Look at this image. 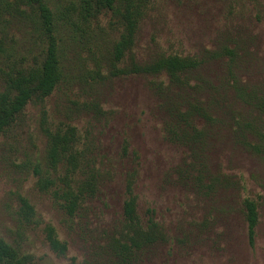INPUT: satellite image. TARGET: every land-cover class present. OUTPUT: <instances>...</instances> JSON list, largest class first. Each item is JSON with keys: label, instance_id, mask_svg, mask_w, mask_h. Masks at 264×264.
Segmentation results:
<instances>
[{"label": "rangeland", "instance_id": "1", "mask_svg": "<svg viewBox=\"0 0 264 264\" xmlns=\"http://www.w3.org/2000/svg\"><path fill=\"white\" fill-rule=\"evenodd\" d=\"M13 1L0 0V39L11 62L31 65L47 43L9 12L6 3ZM50 6L59 10L56 0ZM59 29L65 78L0 135L1 236L32 264H112L108 244L122 227L126 182L133 174L140 217L154 215L166 238L136 264H264V0H152L134 49L120 65H129L131 57L147 64L170 54L203 62L183 78L190 87L181 89L183 111L190 103L212 117L196 119L206 131L199 159L168 138L172 119L156 87L163 84L167 97L179 91L166 74L110 76L109 53L122 31L112 12L92 20L85 34L64 23ZM98 70L105 78L94 81ZM3 87L0 77V92ZM45 119L49 128L76 127L80 149L103 174L97 196L74 217L52 190L38 185L36 170L47 169ZM22 199L34 216L23 214ZM246 200L258 206L253 246ZM49 226L67 245L65 254L51 248Z\"/></svg>", "mask_w": 264, "mask_h": 264}, {"label": "trees", "instance_id": "2", "mask_svg": "<svg viewBox=\"0 0 264 264\" xmlns=\"http://www.w3.org/2000/svg\"><path fill=\"white\" fill-rule=\"evenodd\" d=\"M56 1L59 9L57 11L51 8V0H14L6 3L10 13L35 28L39 37L47 43V48L40 61L25 65V61L11 62L12 56L8 54L7 43L0 39V77L4 84L0 92V135L16 122L30 103H44L51 97L65 78L60 51L61 39L59 35L57 37L59 25L64 23L85 34L84 27L103 12L110 11L116 18V25L122 30L119 40L109 53L110 76L166 74L170 85L178 87L176 89L179 91L176 95L167 97L163 84L156 87L157 94L165 100L163 107L172 119L167 124L168 138L174 143L186 145L198 159L202 158L206 131L197 127L196 119L210 122L212 117L207 110L190 103L189 109L183 111L186 98L181 93L185 86L190 87L189 80L183 78L199 69L203 62L197 58L170 54L161 55L147 64H140L131 57L129 65L120 66L134 49L141 21L152 0ZM5 55L8 57L7 61L2 60ZM104 78L101 70L92 73L94 81ZM44 122V132L48 139L45 158L47 169L44 172L36 170L39 176L38 185L41 191L52 190L54 197L62 203L64 211L74 217L88 200L97 196L103 174L97 168L96 160L90 159L87 149H80L81 136L76 127L68 125L49 128L46 119ZM201 173L199 171L196 177L198 184L204 183ZM134 177L133 174L130 175L126 182L127 199L123 205L122 227L108 244L109 255L113 258L112 264H136L147 249L166 239L165 232L154 215L151 214L147 221L140 217ZM244 207L248 236L253 246L259 221L258 206L255 202L246 200ZM22 211L26 217L35 215L34 208L26 199H22ZM47 240L58 254L66 253L67 245L58 239L51 226L47 227ZM0 264H32V258L22 254L0 233Z\"/></svg>", "mask_w": 264, "mask_h": 264}]
</instances>
